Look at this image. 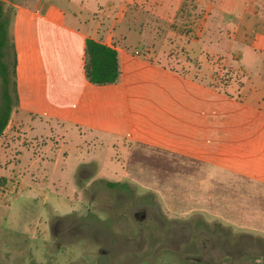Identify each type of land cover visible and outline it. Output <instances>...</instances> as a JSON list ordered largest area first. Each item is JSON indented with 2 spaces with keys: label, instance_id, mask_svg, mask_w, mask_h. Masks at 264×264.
Listing matches in <instances>:
<instances>
[{
  "label": "rangeland",
  "instance_id": "rangeland-1",
  "mask_svg": "<svg viewBox=\"0 0 264 264\" xmlns=\"http://www.w3.org/2000/svg\"><path fill=\"white\" fill-rule=\"evenodd\" d=\"M27 1L4 0L10 27ZM38 1L64 11L80 5ZM229 1L184 0L174 15L134 0L125 22L139 36L138 54L231 94L246 84L264 102V0H247L241 23L224 18ZM10 27V61L18 66ZM13 80L18 94L17 68ZM18 106L19 96L0 138V264H264L263 185L128 141L97 152L101 176L96 162L75 169L81 142L74 137L64 167L62 159L34 165L33 156L53 159L60 140L27 135Z\"/></svg>",
  "mask_w": 264,
  "mask_h": 264
},
{
  "label": "crops",
  "instance_id": "crops-1",
  "mask_svg": "<svg viewBox=\"0 0 264 264\" xmlns=\"http://www.w3.org/2000/svg\"><path fill=\"white\" fill-rule=\"evenodd\" d=\"M133 1L79 0L78 8L69 11L38 0L17 7L10 29L18 55V108L27 135H55L61 144L53 159L33 156V164L48 166L62 159L64 167L74 137L82 145L75 169L96 162L101 176L97 152L128 141L199 161L223 179L264 186V102L259 93L248 94L245 84L231 94L207 78L138 54L139 36L125 22ZM246 1L230 0L227 5L233 8L224 18L243 22L250 6ZM183 2L149 0L170 7L174 15ZM88 38L118 50L116 83L89 82L84 68Z\"/></svg>",
  "mask_w": 264,
  "mask_h": 264
},
{
  "label": "trees",
  "instance_id": "trees-1",
  "mask_svg": "<svg viewBox=\"0 0 264 264\" xmlns=\"http://www.w3.org/2000/svg\"><path fill=\"white\" fill-rule=\"evenodd\" d=\"M10 9L4 0H0V138L8 127L12 112L17 104L16 81L17 61H10L9 39ZM85 73L90 83L107 85L116 83L120 77L118 50L102 42L88 38L85 49ZM111 187H127L122 182H107Z\"/></svg>",
  "mask_w": 264,
  "mask_h": 264
}]
</instances>
